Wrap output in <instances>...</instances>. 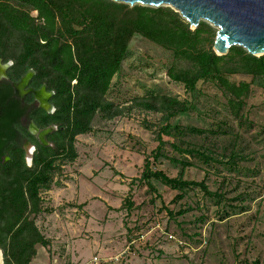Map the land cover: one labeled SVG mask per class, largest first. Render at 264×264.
Masks as SVG:
<instances>
[{
	"label": "rangeland",
	"instance_id": "374dc122",
	"mask_svg": "<svg viewBox=\"0 0 264 264\" xmlns=\"http://www.w3.org/2000/svg\"><path fill=\"white\" fill-rule=\"evenodd\" d=\"M173 60L170 50L139 34L131 37L105 96L119 114L112 119L97 114L92 131L74 138L77 157L56 159L49 188L39 191L40 210L31 218L47 244H36L29 264H264V76H228L249 83L241 109L246 120L240 121L213 82H199L189 92L172 81L167 69ZM156 94L189 105L172 124L221 125L227 133L163 136L164 156L153 159L167 119L138 99ZM172 143L213 148L219 155L236 149L241 158L231 165L214 153L223 162L206 164ZM170 158L190 161L183 178L203 180L219 196L198 187L178 191L145 177L146 162L151 170L178 176L181 167Z\"/></svg>",
	"mask_w": 264,
	"mask_h": 264
},
{
	"label": "trees",
	"instance_id": "16d2710c",
	"mask_svg": "<svg viewBox=\"0 0 264 264\" xmlns=\"http://www.w3.org/2000/svg\"><path fill=\"white\" fill-rule=\"evenodd\" d=\"M32 12H36L33 15ZM216 30L201 20L191 28L181 15L169 6H145L113 0H0V58L13 60L17 73L31 68L37 84L45 83L54 92L56 115L51 123L57 129L49 134L51 145L36 141L37 150L32 165L23 159V151L14 141H3L9 122L15 120L13 105L3 99L5 106L0 117V250L3 264H29L36 254L35 246L46 245L31 215L40 210L39 191L49 188L55 161L72 162L77 153L76 135L91 132L94 117L112 119L119 110L105 96L114 75L119 71L131 37L139 34L151 42L170 50L173 63L167 69L169 78L193 92L199 82L210 81L226 96L231 114L245 121L241 113L248 95V82H232L235 73L264 76V55L254 56L241 46H232L225 55L213 50ZM181 62L186 63L182 65ZM149 111L162 112L167 122L157 134L158 145L153 159L164 156L163 136L180 138L214 136L227 133L221 125L216 129L172 124L169 120L187 112L185 101L168 94H156L138 99ZM4 124V126L2 125ZM3 127H6L3 129ZM184 143V141H182ZM232 145V144H231ZM179 153L197 157L204 163L223 162L213 148L189 143L181 147L172 143ZM219 156L236 165L239 151L226 150ZM10 160L2 163L1 154ZM180 165V173L170 177L161 170H151L146 162L145 177L155 178L164 185L182 191L198 187L206 195L209 191L203 180H187L183 171L192 163L186 159L170 158ZM180 194L178 195V197Z\"/></svg>",
	"mask_w": 264,
	"mask_h": 264
},
{
	"label": "water",
	"instance_id": "95a60500",
	"mask_svg": "<svg viewBox=\"0 0 264 264\" xmlns=\"http://www.w3.org/2000/svg\"><path fill=\"white\" fill-rule=\"evenodd\" d=\"M129 5L169 6L196 28L201 20L216 28L213 50L225 55L241 46L254 56L264 55V0H113ZM52 128L40 132L44 134ZM44 142V141H43Z\"/></svg>",
	"mask_w": 264,
	"mask_h": 264
},
{
	"label": "flooded vegetation",
	"instance_id": "af4514ba",
	"mask_svg": "<svg viewBox=\"0 0 264 264\" xmlns=\"http://www.w3.org/2000/svg\"><path fill=\"white\" fill-rule=\"evenodd\" d=\"M13 65V60L4 61L0 58V108L5 107L1 104L2 100L8 99L9 107H12L11 104L14 106L12 114L15 117L9 122L8 128L3 127L6 133L2 140L17 143L23 151L24 162L29 157L32 165L37 150L36 141L51 145L49 134L57 129L56 123L50 122V117L56 115V106L52 101L54 92L45 83H36L35 72L31 68L24 73H17ZM48 128L52 129L44 134L42 140L39 134ZM8 160L9 157L2 153V163Z\"/></svg>",
	"mask_w": 264,
	"mask_h": 264
},
{
	"label": "built area",
	"instance_id": "2783aa9c",
	"mask_svg": "<svg viewBox=\"0 0 264 264\" xmlns=\"http://www.w3.org/2000/svg\"><path fill=\"white\" fill-rule=\"evenodd\" d=\"M94 260H96V258H94Z\"/></svg>",
	"mask_w": 264,
	"mask_h": 264
},
{
	"label": "bare ground",
	"instance_id": "6f19581e",
	"mask_svg": "<svg viewBox=\"0 0 264 264\" xmlns=\"http://www.w3.org/2000/svg\"><path fill=\"white\" fill-rule=\"evenodd\" d=\"M0 263H1V261H0Z\"/></svg>",
	"mask_w": 264,
	"mask_h": 264
}]
</instances>
